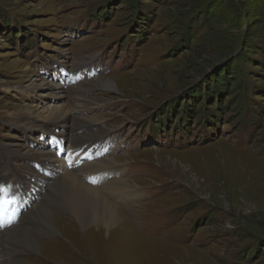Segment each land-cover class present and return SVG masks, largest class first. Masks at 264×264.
<instances>
[{"label": "rangeland", "instance_id": "374dc122", "mask_svg": "<svg viewBox=\"0 0 264 264\" xmlns=\"http://www.w3.org/2000/svg\"><path fill=\"white\" fill-rule=\"evenodd\" d=\"M85 136L139 193L110 230L47 155ZM0 188V264H264V0H0Z\"/></svg>", "mask_w": 264, "mask_h": 264}, {"label": "bare ground", "instance_id": "6f19581e", "mask_svg": "<svg viewBox=\"0 0 264 264\" xmlns=\"http://www.w3.org/2000/svg\"><path fill=\"white\" fill-rule=\"evenodd\" d=\"M104 86L107 89H113V84L111 83L110 79L107 80ZM45 109L46 108L43 109L42 113H38L39 115H35V116L40 117L41 114H44L45 111H48L51 117L47 118V121L53 123H46L42 119L39 120L40 118L25 116L26 120L28 119L27 121L29 122V124L30 125L32 124L31 125L32 127L33 125H36L35 128H39L42 130L45 129L43 126H47V124L52 125L53 127H57L60 124V122L58 121L64 120L68 117V113H66L67 111H65L64 109H56V110H52L51 108H48L46 110ZM31 119H35V120H31ZM84 122L85 121L80 123L82 127H84L83 124ZM66 123H67L66 120L61 121V124H66ZM62 135L64 134L62 133ZM93 137H94L93 139H87L88 138L87 136H85L83 139L80 137L79 141L74 142L75 147L72 146L67 150L68 163L66 164V166L68 165L69 168L68 166L67 167L64 166V168L63 166L60 167V160H62L64 163H66V161H64L63 159H58L56 154L54 156H51L53 153H49L47 155L48 157H50L49 161L53 159L52 161L53 163L56 164V169L58 171L64 172V170H67L65 171L66 172L65 174L67 176L70 175L72 165L75 166L76 172L73 174L76 176H78V172H83V168L85 169V173H87L88 176L97 173L94 182L104 185L103 187H97L98 184L97 185L93 184L94 185L93 186L91 184H87L86 182L78 181L75 178H69L67 180L66 179L61 180L62 182L59 184V188L60 191L62 190V192L64 193V195L62 196V201L64 203L65 209L68 211L69 214L75 217L76 218L75 220H77L81 225L86 226L91 224V225H96L97 227H99L100 230L102 229L110 230V227H112L114 223H116L117 220H119V214H118L119 212L115 206L110 204L108 200L105 197H103V195L113 196V198L116 197V199L123 200V202L124 201L130 202L131 200H134V198H136L139 195V193L136 191L137 189L134 190L133 188L135 187H132L130 184L121 183L120 180H118L117 178L114 179L113 177L110 176V174L114 175L117 174L119 171L121 172V170L119 169V165L115 161V159L108 158L107 162L99 163L98 161H100V159L97 160V158H94L95 157L94 154L99 152L98 151L99 148H97V146L100 145H98L97 143L100 142L103 144L104 141L102 142L101 138L98 139L95 136ZM83 146H87L88 148L91 149L87 150L88 149L87 148L85 150V153H83V151L80 150L81 147ZM80 153L83 154L88 153L86 162L78 159ZM99 172H101V175H99ZM100 177H107L108 180L105 179L100 182L99 180ZM41 209L44 215L48 213L46 209L43 208ZM47 226L48 228H51L50 225ZM3 232L7 236H9L10 233L12 234L14 233L12 232V229L9 228H5ZM21 237H24L25 242H29L30 247L35 248V242L33 239L30 238L31 236L29 235L26 236L23 234V236Z\"/></svg>", "mask_w": 264, "mask_h": 264}, {"label": "snow or ice", "instance_id": "6c2138e0", "mask_svg": "<svg viewBox=\"0 0 264 264\" xmlns=\"http://www.w3.org/2000/svg\"><path fill=\"white\" fill-rule=\"evenodd\" d=\"M16 203L15 197L8 188H0V226H3V210Z\"/></svg>", "mask_w": 264, "mask_h": 264}]
</instances>
